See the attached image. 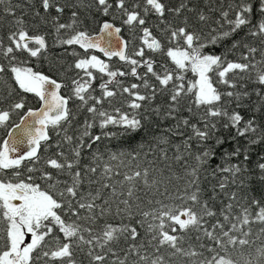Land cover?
I'll return each mask as SVG.
<instances>
[{
    "label": "snow or ice",
    "instance_id": "snow-or-ice-1",
    "mask_svg": "<svg viewBox=\"0 0 264 264\" xmlns=\"http://www.w3.org/2000/svg\"><path fill=\"white\" fill-rule=\"evenodd\" d=\"M5 3V16L14 19L6 36H0V80L10 73L16 87L4 80L6 90L0 93V128L12 129L0 144V264H264V162L255 169L243 166L252 146L264 143V126L258 127L255 119L245 121L235 110L247 102L264 110V0H219L217 7L206 0L207 12L193 7L191 0L176 6L165 0H39L38 7L25 0L34 9L31 21L23 18L27 11L16 15L15 9L23 5L0 0ZM68 10L69 20L61 22ZM169 15L181 22L169 20ZM151 17L159 21L160 36L149 26ZM125 28L131 39L122 35ZM221 46L219 53L205 51ZM53 47L74 57L63 69L64 76L75 70L71 85L23 66L32 58L49 60ZM237 52L236 59L229 58ZM114 57L121 67L110 64ZM188 71L196 80L186 86ZM97 73L102 80L99 96L93 86ZM127 77L139 83H126ZM248 83L255 85L252 91ZM64 87L70 96L60 94ZM27 93L41 101L38 110L27 107L22 95ZM157 96L162 103L154 105ZM71 100L79 101L92 117L75 138L63 127L75 119ZM105 103L111 111L103 108ZM229 105L235 108L229 110ZM182 111L197 122L180 116ZM15 114L19 122L13 124ZM153 117L176 121L165 130L171 135L191 130L182 141L187 157L179 148L173 157L184 162L183 186L170 191L175 174L142 168L137 163L142 148L110 152L108 160L93 151L83 163L85 149L102 137L147 133ZM97 119L101 135H92ZM109 126L117 131H105ZM221 127L235 130L227 142L235 140L236 146L223 152L222 164L211 168L226 143L219 135ZM49 129L57 135L63 129V143L71 147L64 150L57 142L58 150L49 154ZM153 138L157 147L169 143L167 135ZM160 151L167 160L166 150ZM241 156V163L231 162ZM209 170L213 177L227 175L206 192L201 174ZM24 171L28 175L21 178ZM230 185L235 191L225 192ZM221 193L228 203L221 202L217 211L211 202ZM254 224L260 227L251 239ZM254 246L245 256L244 249Z\"/></svg>",
    "mask_w": 264,
    "mask_h": 264
},
{
    "label": "trees",
    "instance_id": "trees-1",
    "mask_svg": "<svg viewBox=\"0 0 264 264\" xmlns=\"http://www.w3.org/2000/svg\"><path fill=\"white\" fill-rule=\"evenodd\" d=\"M60 2L64 3L65 0H60ZM72 2L75 3L76 0H72ZM165 2L170 4L171 6H176L179 4L180 0H165ZM32 3H34L38 7L39 0H32ZM12 4L13 5H18V4L23 5V8H16L15 13L17 16H20L23 14L24 11H27L28 15L24 16L23 18L25 20L31 21V12L34 9L31 8L30 4L25 3V0H12ZM218 4H219V0H212L211 6L217 7ZM191 5L197 9H203L205 12L208 11V7H209V5L206 3V0H191ZM6 6H7V3L0 4V36H6L7 30L11 27V21L14 19V17L12 16H5L3 9ZM184 15L188 16L190 19L195 18L194 15L191 13L185 12ZM211 15L213 17L218 18V12H213L211 13ZM69 18H70V10L65 12V14L63 15L61 19V22H67ZM104 19H108V18H104ZM168 19L173 20L177 24L181 22L180 18H175L171 15L168 16ZM117 24L119 26L118 21H117ZM157 25H159V21L155 17H151L149 19V26L151 27L154 34H156L157 36H160L161 33L158 31ZM91 30L96 31L97 30L96 26L93 25ZM41 31H44L43 26H41ZM122 35L124 36L125 39H131V33L126 28L122 32ZM48 41H49V44L51 45L53 42V36L49 35ZM223 43L224 45H230L231 41H224ZM138 45H139V41L137 40L135 42V46H138ZM133 46L134 45L129 46L130 51ZM223 50H224L223 46L214 48V49L213 48L205 49L206 52L216 51L218 53L222 52ZM68 51H71V49H68ZM78 51L82 52V50H79V49ZM92 54H95V53H92ZM95 55L104 59L101 55H98V54H95ZM148 55H150V53ZM238 55L239 53L237 52L236 54L231 55L229 58L236 59ZM257 58L259 57L257 56ZM157 59L160 60L161 58L157 57ZM73 60H74V57L67 55V53L63 49L53 47L51 48V56L49 60H38V59L32 58V59H29L27 63L23 66L31 67L34 71L42 72L43 74L51 78L57 79L58 82H61L62 84L71 85V78L75 76V70H70L67 73V76H64L63 69L67 68L68 65L72 63ZM105 61L108 62L107 60ZM0 62H3V61H0ZM53 62L56 63V68L52 67ZM110 64L113 67L122 66L121 63L117 61L116 59H112L110 61ZM139 71L143 73L144 70L139 69ZM96 76H97V79L94 80L93 82V86L96 89V91L94 92V95L99 96L100 95L99 84L102 82V80L101 78H99L100 76L99 73H97ZM104 79H106V77ZM124 79L126 83H131V82L139 83V81H135L134 78H131V77H127ZM4 80L7 81L8 85L12 87H16L14 84V81H12L10 78V73L4 77ZM4 80H0V93H5V90H6ZM195 80H196V76L192 74L190 71L185 73V85L186 86L189 82H195ZM216 86L221 91L225 89L224 85L218 84ZM246 87L249 91H252L255 85L248 83ZM60 94L66 97L71 95L68 87L62 88L60 91ZM22 95L24 96L27 102V107H30L33 110L39 107V104H40L39 100L34 94L27 93V94H22ZM224 99L227 100L228 98L224 97ZM255 99L256 97L253 94L252 100H255ZM161 103H162V98L157 96L153 104L159 105ZM79 105H80V102L77 100L70 101L69 107L71 111L73 112V114L75 115V119L71 120L70 125L65 124L63 126L64 128L67 129V135L73 136L74 138L79 136L80 133L82 132L85 120L87 119L91 122V119H92L91 115L86 111V109L80 108ZM97 107H101V106L98 105ZM228 107H229V110H232L233 108H235V105H229ZM257 107L258 106L252 105L251 102H247L245 107L235 109V110L241 113L245 121L250 120V119H255L256 125L258 127L264 126V110H257ZM103 108L111 111V109L108 108L107 103L103 105ZM26 110L27 108L25 109V111ZM124 110L131 111L127 108H125ZM179 115L188 117L193 123L197 122V119L195 117H192L187 111H182L181 113H179ZM18 121H19V114L13 115L12 117L13 124L18 123ZM175 123L176 121H173V120H163V119H157L156 117H153L152 123L150 125V130L147 133L141 132L133 137H113L111 139L102 137L100 141H98L96 144L92 146V149H85L83 163L88 162L93 151H98L99 153L103 154L104 160H108L110 152H119V151L129 152V151H132L133 149L140 151L142 148L143 150L140 152V159L139 161H137V163H139L142 168L148 167L150 168V170L151 169H163L164 174L166 176L175 174L173 176L172 183L169 184L170 191H174L175 190L174 185L183 186L184 184V180L180 179L181 177L184 176V171H183L184 162L183 161L177 162L173 157L175 154H177V148H179L180 154L187 157V153L185 152L183 148L182 141L186 140L187 137L191 134L190 129H183V132H184L183 136H175V135H171L170 133H166L165 130L168 128H171ZM157 124H159V127H157ZM9 129L0 128V144L3 143ZM105 131H117V129L113 128L112 126H109L107 129H105ZM49 132H50L51 139L48 143L52 145V147H50L49 149V154L55 153L58 150L57 147L55 146L57 142H59L62 145L64 150H67L71 147V145L63 143V137L65 135V132L63 131V129L60 130L59 135H57L56 132L52 131L51 129H49ZM90 132L92 135H101V129L99 128V119H97L96 126L93 127L90 130ZM154 135L157 138L167 135L169 143L160 144V146L157 147L156 139L153 138ZM219 135H222L225 137L226 143L220 149H218L215 160L211 162V168H215L218 164H222L224 162L223 152L231 151L236 146L235 140L232 141L231 143L227 142L229 137L235 136V130H225L221 127ZM84 139L87 140L88 138H84ZM245 143H246L245 138L243 137L239 138V145L243 146ZM150 146L152 148L151 152H150ZM160 148H163L166 150L167 156H168L167 160L162 158L163 154L161 153ZM191 151L193 155L197 151L195 140L191 141ZM144 153H149V154L145 156ZM249 155H250L249 161L244 162L243 166L245 168L255 169V166L258 162H264V160H261V157H264V143L256 144L252 146V149ZM242 159L243 158L241 156L239 158H234L231 162L239 164L242 162ZM192 162H193L192 160H189V163H192ZM169 165H171V168L168 167ZM21 171H23V169ZM121 171H128V169L123 168L121 169ZM154 174L159 175V172H156ZM27 175L28 173L24 171L23 176L21 178H26ZM224 175H227V174L217 173L216 177H213L210 175V170L209 172L202 173L201 174L202 187L205 189L206 192L209 191L210 185L217 184L218 180ZM116 179H122V177H116ZM36 182L40 183L39 180H37ZM161 191H163V188H161ZM231 191H235V188H233L231 185L225 189V192H231ZM260 195H261L260 192L257 191V198H259ZM157 198L163 199V197H157ZM166 202H170V201L166 200ZM221 202H223L224 204L228 203V200L223 193H221L219 199H217L216 201H212L211 203L213 207L217 211H219V209L222 206ZM251 227L253 231V236L251 237V239H255L256 235L258 234V228L260 227V225L254 224ZM141 234L143 235V232ZM256 243L259 244L260 241H256ZM254 249H255V246L252 249H247V248L244 249V255L247 256V253L249 251L254 252ZM234 256L238 258L239 253H234Z\"/></svg>",
    "mask_w": 264,
    "mask_h": 264
},
{
    "label": "water",
    "instance_id": "water-1",
    "mask_svg": "<svg viewBox=\"0 0 264 264\" xmlns=\"http://www.w3.org/2000/svg\"><path fill=\"white\" fill-rule=\"evenodd\" d=\"M93 53L98 54V55H101V56L103 57L102 53H99V52H93ZM103 58H104L105 60H107L106 57H103ZM113 59H116L117 61H119L118 58H115V57H114ZM119 62H120V61H119ZM120 63H121V62H120ZM60 91H61V90H60ZM37 98H38V97H37ZM38 100H39V98H38ZM39 103H40V104H39V107H38L37 109H34V110H38V109L41 107V101H40V100H39ZM11 130H12V129H11ZM8 138H9V137H8V135H7L6 139H8ZM6 139H5V140H6ZM17 155H19V153H17Z\"/></svg>",
    "mask_w": 264,
    "mask_h": 264
},
{
    "label": "flooded vegetation",
    "instance_id": "flooded-vegetation-1",
    "mask_svg": "<svg viewBox=\"0 0 264 264\" xmlns=\"http://www.w3.org/2000/svg\"><path fill=\"white\" fill-rule=\"evenodd\" d=\"M18 122H19V121H18ZM10 130H11V128L9 129V131H10ZM6 137H7V135H6ZM5 139H6V138H5ZM5 139H4V140H5Z\"/></svg>",
    "mask_w": 264,
    "mask_h": 264
}]
</instances>
